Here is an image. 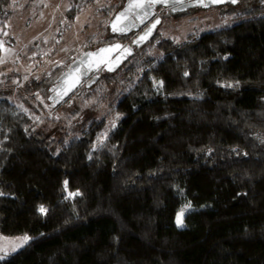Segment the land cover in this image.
I'll use <instances>...</instances> for the list:
<instances>
[{
  "label": "trees",
  "instance_id": "obj_1",
  "mask_svg": "<svg viewBox=\"0 0 264 264\" xmlns=\"http://www.w3.org/2000/svg\"><path fill=\"white\" fill-rule=\"evenodd\" d=\"M246 15L161 41L138 78L127 67L128 89L119 70L133 56L93 75L88 88L120 93L103 140L105 121L55 139L0 97V235L32 239L0 264H264V4Z\"/></svg>",
  "mask_w": 264,
  "mask_h": 264
},
{
  "label": "rangeland",
  "instance_id": "obj_2",
  "mask_svg": "<svg viewBox=\"0 0 264 264\" xmlns=\"http://www.w3.org/2000/svg\"><path fill=\"white\" fill-rule=\"evenodd\" d=\"M79 1L84 0H12L5 26L0 31V97L5 96L25 110L38 128L46 129L55 139L73 137L72 127L83 129L86 122L105 121L107 126L99 137L103 140L117 120L114 109L120 93L115 87H105L104 82L92 88L83 84L69 95L59 93V89L79 59L78 52L97 49L100 46L95 44L97 41L111 36L112 32H108L105 38L106 20L116 15L114 5L120 2L123 8L127 0H93V4L74 15L71 10ZM261 4L264 0H239L237 5L199 7L182 13L161 11L163 22L153 40L141 48L134 46L133 57L119 70L121 79L130 81L125 88L136 82L124 76L127 67H133L138 78L145 68L164 56L158 47L161 41L180 43L213 29L233 26ZM132 39L133 36L119 37L115 42L131 44ZM113 42L112 39L107 44ZM74 51L78 52L69 55ZM66 60H69L67 64ZM105 74L106 70L101 69L95 76ZM257 138L264 147V136ZM185 213L183 209L176 217L180 228L184 227ZM20 237L23 236L0 235V256L3 257L0 260L20 251L32 240L21 244L17 239Z\"/></svg>",
  "mask_w": 264,
  "mask_h": 264
},
{
  "label": "water",
  "instance_id": "obj_3",
  "mask_svg": "<svg viewBox=\"0 0 264 264\" xmlns=\"http://www.w3.org/2000/svg\"><path fill=\"white\" fill-rule=\"evenodd\" d=\"M186 1H194V4H195V0H166V2H162V0H141V2L144 4V8H131L130 9L129 5L131 3L136 2V0H128L126 4L124 5V7L121 10H119L118 13H116V15L111 20L109 24L110 30L116 34H120V33L124 34L127 30H129L128 20L130 19L133 13L137 11H141V12L152 11L156 7H159V6L171 7V6H175L178 4H182ZM238 1L239 0H235V2H233V0H208V6L221 5L225 3L236 5ZM203 2H204L203 0H198L196 4H202ZM149 5L151 6L149 7ZM122 13H124L123 16H121ZM158 21H159L158 23L157 21L153 22L152 25L148 29H146L137 38L134 39L133 45L135 47L141 48L150 41L154 32L159 26L160 20ZM114 24L116 25L117 29H123V30L114 31L113 30ZM153 25L155 26L153 27ZM141 37H144V39H141ZM116 45H119L120 47L115 48ZM101 49H110V51L101 52L100 51ZM133 53L134 51L131 48L123 49L122 44H120L119 42H115L113 44H107L95 50H91V51L84 53L83 55L79 57V59L74 64L76 65L78 63L84 66L86 70L85 72H95L96 73L101 69H106L108 71H114L118 67H120L131 55H133ZM65 79L69 80L70 78L66 76L64 78V81H67ZM81 81H82V78L80 76H76V78L73 80L72 86L67 87V89L63 91V95L73 94L76 91V89L79 87Z\"/></svg>",
  "mask_w": 264,
  "mask_h": 264
},
{
  "label": "flooded vegetation",
  "instance_id": "obj_4",
  "mask_svg": "<svg viewBox=\"0 0 264 264\" xmlns=\"http://www.w3.org/2000/svg\"><path fill=\"white\" fill-rule=\"evenodd\" d=\"M198 0H195V4L194 1H186L182 4H178L175 6H171V7H164V6H159L156 7L154 10L152 11H147V12H141V11H137L135 13H133L130 17V19L128 20V26H129V30H127L124 34L120 33L119 35L121 36V38L124 37H129V36H133L132 39V43L131 44H126L127 42H119L120 44L123 45V49L126 48H131L134 51V45H133V41L135 38H137L142 32H144L146 29H148L153 22L160 20L159 26L160 24H162L163 19L161 17V11L166 13L168 11L174 12V13H179V12H187L190 9H194V8H203V9H210V8H214V7H221L224 5H228L230 3H225V4H221V5H210L208 6V0H203L204 2L202 4H196ZM158 26V27H159ZM158 27L156 29V31L154 32L152 38L150 39L153 40V38L155 37ZM127 40V39H125ZM149 41V42H150ZM106 70V69H105ZM85 68L84 66H82L81 64H73L72 66V70L70 69L69 73L66 74V76H68V78H70L67 81H64V84L61 86V88L59 89V93H63L62 91L66 90L67 87H71L73 80L76 78V76H80L82 78V81L79 85L82 86L83 84H86L89 80L93 79V75H96L97 72H85ZM92 77V78H90ZM90 78V79H89ZM89 79V80H87ZM78 87V88H79Z\"/></svg>",
  "mask_w": 264,
  "mask_h": 264
},
{
  "label": "snow or ice",
  "instance_id": "obj_5",
  "mask_svg": "<svg viewBox=\"0 0 264 264\" xmlns=\"http://www.w3.org/2000/svg\"><path fill=\"white\" fill-rule=\"evenodd\" d=\"M162 2H166V0H162ZM233 2H235V0H233ZM151 5H149V7H150ZM129 8L131 9V8H144V4L141 2V0H136V2H134V3H131L130 5H129ZM124 15V13H122L121 14V16H123ZM119 19V18H118ZM159 21H157V23H158ZM155 25H153V27H154ZM113 30L114 31H116V30H123V29H117V27H116V25L114 24L113 25ZM147 35V34H146ZM141 39H144V37H141ZM120 46L119 45H116L115 46V48H119ZM101 52H107V51H110V49H101L100 50ZM127 51V50H126ZM109 70H111V69H109ZM39 211L41 212V213H45L46 212V209L43 207V206H41L40 208H39ZM19 241H20V243L22 244V243H26L29 239H30V237H28L27 235H25V236H23V237H20V238H17ZM13 250H15V248H13ZM0 259H3V257L2 256H0Z\"/></svg>",
  "mask_w": 264,
  "mask_h": 264
}]
</instances>
